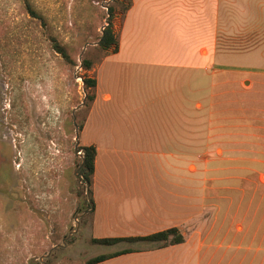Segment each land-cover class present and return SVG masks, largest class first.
Segmentation results:
<instances>
[{"label": "rangeland", "instance_id": "374dc122", "mask_svg": "<svg viewBox=\"0 0 264 264\" xmlns=\"http://www.w3.org/2000/svg\"><path fill=\"white\" fill-rule=\"evenodd\" d=\"M114 2L0 0V264H87L128 248L151 251L159 246H97L92 239L152 232L146 230L152 214L179 210L169 201L187 204V248L161 263L133 255L105 264H206L198 246L225 236L224 223H231L232 237H264V80L231 70L264 68V0H219L214 84L201 75L215 60L201 67L193 33L180 37L171 11L153 21L147 8L125 23L120 55L112 49L92 71L82 69V61L97 53L109 6L122 39L125 19ZM85 78L96 79L98 88L87 90ZM170 90L172 97L181 94L182 105L185 95L189 100L187 146L181 150L168 144L156 149L152 139L164 112V102L154 100ZM93 93L97 100L89 110L87 95ZM105 128L114 130L121 151L101 150L88 195L77 135L79 149L101 148ZM112 134L101 138L111 140ZM168 163L178 169L171 172ZM185 193L187 201L179 197ZM216 193L232 198L230 211Z\"/></svg>", "mask_w": 264, "mask_h": 264}, {"label": "crops", "instance_id": "0c3cea01", "mask_svg": "<svg viewBox=\"0 0 264 264\" xmlns=\"http://www.w3.org/2000/svg\"><path fill=\"white\" fill-rule=\"evenodd\" d=\"M148 9V12H150V16L154 17L150 20L153 21H161L159 16L164 19L166 17V13H169L171 11L173 14V17L175 18V22H177L180 25V37L185 36L188 38V33L192 32L193 36L195 37L194 46L195 50L198 56V59L201 62V67H203V64L207 61H210L211 59H214L212 68L205 69V73L201 75V77H207L211 76V82L216 81L217 78H219V72H220V66L217 65V58L220 52V40L219 38V0H133V6L129 10V12L126 14L125 20L122 23V30L123 35L122 39H120V46H119V52L115 54L114 56L120 55L121 53V44L122 40L125 38V30L124 26L125 23L128 22L132 18H136L137 15H140L144 9ZM176 26V25H175ZM130 34H135V26L130 29ZM184 32V33H183ZM128 33V32H127ZM126 33V36L128 35ZM160 47H157L154 49L155 53L159 54L161 51L159 50ZM207 50L208 55L203 56V51ZM247 50V49H246ZM253 50V49H251ZM228 51H230L228 49ZM250 50H247L245 52H249ZM234 52H237L236 50ZM242 52V51H239ZM108 58V57H107ZM106 58V59H107ZM111 58V57H110ZM105 59V60H106ZM107 63V61H106ZM107 66V65H105ZM106 68V67H105ZM248 72H241L238 70V68H234L231 70L238 71L242 74L246 75H252L259 76L260 80H264V68L258 67V66H252L248 67ZM107 70V68H106ZM230 70V69H229ZM98 88V86H97ZM173 90H170V92L167 95L160 94L157 96L156 100L154 102H164V112L162 114L161 118L157 119V122L155 123V127H153V137L152 139L154 142L159 143L155 148L157 149H164L163 144H168L166 148L173 149V150H181L182 147L187 146V112H188V97L185 95L183 97V105H182V97L181 94H173ZM97 100V95H96ZM173 101V102H172ZM107 103L111 102V95L108 94V101ZM96 103V101H95ZM94 103V104H95ZM183 108V109H182ZM111 131V134L114 130H111L110 128H105L103 131H100V144L101 148H98V159L96 164V174L98 172V162L101 154V150H109L110 153L118 154V140H112L113 136L111 135V140L108 138V140L104 141L101 138V135H104V132ZM91 146V145H90ZM95 146V145H94ZM125 150V149H124ZM264 150V149H263ZM135 152V150H132ZM131 151V152H132ZM149 151V150H148ZM262 154L264 155V151H262ZM246 162L243 161V164ZM242 164V165H243ZM264 164V162H263ZM240 165V164H239ZM170 166V163H168V167ZM264 166V165H263ZM171 172L176 171L178 168L171 170ZM185 170V169H184ZM171 174V173H170ZM249 175H252L249 173ZM246 177V173H244L243 176H238L237 178L239 180H242ZM236 178V177H234ZM95 180V178H94ZM101 186V185H99ZM98 188V187H96ZM242 198L245 202V198H247L246 193H241ZM187 193H185L184 196L180 195V199H185L187 201ZM215 199H218L223 202L228 203L229 205V211L231 209V206L234 204V201L231 197L228 195H221L220 193H216L214 196ZM167 204V203H166ZM169 205L175 206L176 208H179V210L174 212H164V216H156L152 214V217L154 218L151 227L146 228V230H150L152 232H147L146 234L142 235H134V236H143V235H149L153 233H157L160 231H164L170 228H178L179 232L185 237V243L176 245V246H169L166 248H160L156 246L153 247L151 251H138L133 254L124 255L112 260H109L105 263H108L110 261L124 258L128 256L133 255H139V256H148L152 260H157L158 263H161L162 261H165L168 259V257H171L172 254H176L178 248H187L189 246V243L186 241V235L183 232V225L186 222L187 219V204L183 205L181 202L180 204L168 202ZM220 203L215 204L216 207H219ZM253 202L250 203V207H252ZM242 206V205H241ZM240 206V207H241ZM185 208V218L182 219L180 216L182 214L181 209ZM228 211V212H229ZM154 215V216H153ZM236 218L239 217V212L237 214ZM244 223L246 224V220H244ZM103 224V223H101ZM231 224V223H230ZM227 225L224 223V230H226L225 236L220 237H214L211 239L210 243L208 240L202 241L199 246L197 253L200 257L201 263L205 262V259H207L206 264H264V237L263 238H244L239 239L235 236H231L230 233L232 231L231 227L232 225ZM223 229V228H222ZM114 237H128L125 235H119ZM101 238H112V237H100L95 239H101ZM151 245V244H147ZM102 263V264H105Z\"/></svg>", "mask_w": 264, "mask_h": 264}, {"label": "trees", "instance_id": "16d2710c", "mask_svg": "<svg viewBox=\"0 0 264 264\" xmlns=\"http://www.w3.org/2000/svg\"><path fill=\"white\" fill-rule=\"evenodd\" d=\"M104 1V0H103ZM115 2H119V8L121 9L123 19H125L126 14L133 6V0H115ZM114 2V3H115ZM29 13L33 17H37L36 13L29 8ZM109 18L106 22L109 26L104 27L102 35L98 39L99 44L96 47V54L92 56V58H86L82 61L81 67L86 72H90L93 70L95 64H100L106 59L110 51L113 49V53L117 54L119 52L120 46V37L114 30V24L112 18L114 17V8L109 6L108 8ZM56 48L59 53L63 55V57L70 63L73 62L75 66H78L77 61H72L70 56L68 55L67 50L61 45H56ZM85 86L87 90H96L98 86V82L96 79L85 78L84 79ZM96 101V93L87 95L86 106L90 110ZM83 128V127H82ZM84 151V157L82 158V163L84 161V165L82 167V175L85 177V181L88 182L89 189L90 186L94 185V178L96 174V164L98 159V149L96 146L91 145L80 149V152ZM90 192H93L90 189ZM91 208L94 211L93 201L91 199ZM92 243L97 246H108L114 247L120 244H127L129 246L140 245V244H152L158 245L160 248H166L169 246H176L185 243V237L179 232L178 228H170L164 231H160L157 233L143 235V236H130V237H112V238H101V239H92ZM137 252L132 248L124 249L121 251H116L114 253L102 254L95 258H92L87 262V264H102L109 260L133 254Z\"/></svg>", "mask_w": 264, "mask_h": 264}, {"label": "water", "instance_id": "95a60500", "mask_svg": "<svg viewBox=\"0 0 264 264\" xmlns=\"http://www.w3.org/2000/svg\"><path fill=\"white\" fill-rule=\"evenodd\" d=\"M107 26H109V24H107ZM76 141H77V146L75 148L76 155L77 156H82L81 153H80V149H79V144H80V137H79V135H77ZM83 165H84V161H83L82 165L80 166L79 170L82 169ZM81 177H82L83 180H85L84 175H81ZM86 184H87V187H88L87 192H88V195H89L90 194V189H89V185L90 184L88 182H86ZM90 201H91V199H90Z\"/></svg>", "mask_w": 264, "mask_h": 264}, {"label": "built area", "instance_id": "2783aa9c", "mask_svg": "<svg viewBox=\"0 0 264 264\" xmlns=\"http://www.w3.org/2000/svg\"><path fill=\"white\" fill-rule=\"evenodd\" d=\"M111 1H113V0H111ZM115 1V0H114Z\"/></svg>", "mask_w": 264, "mask_h": 264}]
</instances>
